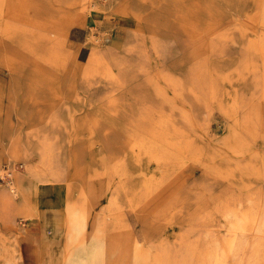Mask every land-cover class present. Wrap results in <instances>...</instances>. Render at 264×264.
<instances>
[{
  "label": "rangeland",
  "instance_id": "rangeland-1",
  "mask_svg": "<svg viewBox=\"0 0 264 264\" xmlns=\"http://www.w3.org/2000/svg\"><path fill=\"white\" fill-rule=\"evenodd\" d=\"M0 136L63 258L264 264V0H0Z\"/></svg>",
  "mask_w": 264,
  "mask_h": 264
},
{
  "label": "crops",
  "instance_id": "crops-1",
  "mask_svg": "<svg viewBox=\"0 0 264 264\" xmlns=\"http://www.w3.org/2000/svg\"><path fill=\"white\" fill-rule=\"evenodd\" d=\"M0 148H1V136H0ZM20 179V185H24L23 177L18 178ZM23 179V180H22ZM19 182V181H18ZM6 183L3 181L0 182V191L5 189L3 186H5ZM25 186V185H24ZM41 191V195L45 201V198H47V193ZM46 202V201H45ZM54 211H56L54 209ZM8 213L10 217L14 220L16 218V214L19 213V211L16 209V206L13 205L7 210H0L1 213ZM21 212V211H20ZM82 217L78 214V212L73 211L71 214V223L75 230L79 232L82 231L81 227ZM14 224V221L12 224H8L5 219H3L0 216V264H17V260H20L23 263V261H28L31 264H40L42 262L41 257L43 254L47 251V242H44L43 237L41 236V227L39 219L33 222H27L26 219L21 222L22 224V233L21 236L17 235V231L11 227ZM59 228H60V249H61V257H60V263L61 264H92V256H91V248L93 247L92 244L98 243L102 247V243L100 240H96L93 242H89L90 245L85 251V256L78 257V259H71V257L63 258L64 254V245L61 243L62 240V227L60 225V221H58ZM69 239H72L69 237ZM68 239V240H69ZM70 242V241H69ZM81 249V248H80ZM80 249L72 250L70 253L72 255L81 256L82 255V249L80 252ZM84 252V251H83ZM22 259H18V256ZM91 259V260H90ZM101 262L103 263V258L101 254L100 258ZM92 262V263H91ZM94 264V263H93ZM104 264V263H103Z\"/></svg>",
  "mask_w": 264,
  "mask_h": 264
},
{
  "label": "bare ground",
  "instance_id": "bare-ground-1",
  "mask_svg": "<svg viewBox=\"0 0 264 264\" xmlns=\"http://www.w3.org/2000/svg\"><path fill=\"white\" fill-rule=\"evenodd\" d=\"M18 181L20 183V179H17V182ZM14 187H15L14 182L9 181V186H7V188H9V189H11V191H13ZM5 192H6V195H5L6 204L0 205V210H7L10 207H12L13 205L16 206V209L18 211H21L23 213L28 210L25 206V201L21 200V201L15 202L14 199L11 198L12 196H10V194H8L7 189H3L2 191H0V194H3ZM33 203H34V200L31 202V205H33ZM62 203H63V201H62ZM35 213L37 214L36 210H35ZM0 216L3 219H5V221H7L8 224L13 223V219H12V217L9 216L8 213L3 212L0 214ZM45 222H46V226H47L46 234H45V242H47V251L45 252L44 260L40 264H61L60 263L61 249H60V245H59V243H60V241H59V239H60V236H59L60 228L56 224V213L54 210H52V209L47 210V212L45 214ZM92 245H93V247L91 248L92 249L91 250V256L93 257L92 261L94 259L93 263L94 264H103L100 260L101 254H102L101 245H99L98 243L92 244ZM80 252H81V249H80ZM21 264H22V262H21ZM72 264H74V263H72Z\"/></svg>",
  "mask_w": 264,
  "mask_h": 264
},
{
  "label": "built area",
  "instance_id": "built-area-1",
  "mask_svg": "<svg viewBox=\"0 0 264 264\" xmlns=\"http://www.w3.org/2000/svg\"><path fill=\"white\" fill-rule=\"evenodd\" d=\"M21 168H22V164L21 163H16V164H13V165H11V164L5 165L3 169L6 171V176H9L10 173L12 172V170H19ZM1 178L2 177L0 176V179Z\"/></svg>",
  "mask_w": 264,
  "mask_h": 264
}]
</instances>
